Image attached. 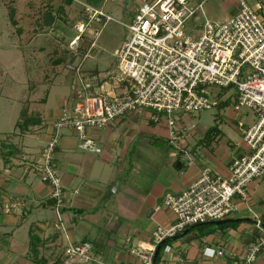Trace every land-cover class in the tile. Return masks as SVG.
Instances as JSON below:
<instances>
[{"label": "crops", "instance_id": "crops-1", "mask_svg": "<svg viewBox=\"0 0 264 264\" xmlns=\"http://www.w3.org/2000/svg\"><path fill=\"white\" fill-rule=\"evenodd\" d=\"M141 1L131 5L132 0L88 2L130 23ZM204 1L190 0L193 5H204ZM226 10L215 21L235 15L237 0H231ZM200 15L199 24L207 18L204 10ZM5 21L0 29V264H62L69 241H89L102 264H135L130 244L149 241L158 225L177 221L174 212L163 206L167 193L182 194L204 167L226 176L236 157L251 152L243 130L255 122L256 115L250 108L235 109L233 88L217 92L218 104L208 116L199 114L195 120L194 113H177L181 148L170 142L166 116L160 114L155 121L151 109L130 112L103 128H89L99 153L79 148L75 130L65 128L55 152L64 185L66 227L58 229L51 188L41 180L38 168L53 123L65 106L73 104L76 76L68 72L64 83L54 79L42 102L41 83L32 91L31 79L22 77V89H28V94L24 99L13 96L7 79L12 85L15 60L24 64L25 45L15 43L13 21ZM88 38L93 43L91 51L95 39ZM103 70L84 69L87 76ZM91 85L94 92H120L110 83ZM25 120L26 124L17 126ZM263 218L264 176L249 185L248 200H239V209L228 222H207L164 242L158 264H243L245 250L259 235L256 221ZM254 264H264V249Z\"/></svg>", "mask_w": 264, "mask_h": 264}, {"label": "built area", "instance_id": "built-area-1", "mask_svg": "<svg viewBox=\"0 0 264 264\" xmlns=\"http://www.w3.org/2000/svg\"><path fill=\"white\" fill-rule=\"evenodd\" d=\"M82 19L75 26L70 49L79 53L87 29L94 23L112 20L104 10L87 2ZM235 15L215 21L205 18L203 3L190 0H142L113 65L87 76L84 60L68 65L76 76L73 104L63 108L53 123L50 139L41 151L39 173L51 188L50 198L57 216L56 227L66 230L62 211L64 185L55 162V152L63 129L77 133L81 149L101 152L89 136V128H103L130 112L151 109L158 121L166 116L169 139L176 147L183 139L177 128V113H198L218 104L217 92L233 88L235 109L250 108L256 115L243 130V140L251 152L236 157L228 175L204 167L200 177L182 194L167 193L163 206L171 209L177 221L158 225L149 241L131 243L129 253L135 264H155L158 245L190 226L225 220L239 209V200H248V187L264 176V0L255 7L248 0H237ZM93 46V43L91 47ZM110 83L119 93L93 91L91 82ZM186 128H184L185 130ZM259 235L245 250L243 264H254L264 249V225L256 221ZM219 254L223 251L219 250ZM62 264H102L93 255L89 241H69Z\"/></svg>", "mask_w": 264, "mask_h": 264}, {"label": "rangeland", "instance_id": "rangeland-1", "mask_svg": "<svg viewBox=\"0 0 264 264\" xmlns=\"http://www.w3.org/2000/svg\"><path fill=\"white\" fill-rule=\"evenodd\" d=\"M83 1L87 3L90 1L91 4L96 3L95 0ZM137 1L139 2V0H132L130 5L137 4ZM230 1L205 0L204 14L211 20H221L227 14L226 6L230 4ZM248 1L255 7L258 5L254 0ZM0 2V29L5 28V19L9 22L12 20L15 43L25 45L26 59L24 64H19L15 60L14 81L11 85L10 79H7L8 91L13 96L24 99L28 94V89H22L24 86L21 85V78L28 77L31 79L29 86L31 85L32 91L41 83L42 102L47 88L54 79L58 78L60 82H65L71 56L75 58L74 63L80 61V55L83 57L85 54L80 49L79 53L75 55V52L69 47L70 39L75 34L74 26L83 17L82 5L78 0H72L70 4L66 0H0ZM50 12L55 16V19L51 25H47L46 19ZM201 19L202 16L198 20ZM124 23L129 22L113 14V19L106 24L94 23L87 29L86 35L95 39V47L89 51L90 47H86V41L89 38L85 36L81 45L88 52L86 54L88 56L84 60V69L103 70L115 62L120 43L127 33ZM17 38H23V41H17ZM73 75L71 74L72 77ZM22 105L21 101L15 107L14 117L18 115ZM213 110L194 113V119L196 120L199 114L202 117L208 116Z\"/></svg>", "mask_w": 264, "mask_h": 264}, {"label": "trees", "instance_id": "trees-1", "mask_svg": "<svg viewBox=\"0 0 264 264\" xmlns=\"http://www.w3.org/2000/svg\"><path fill=\"white\" fill-rule=\"evenodd\" d=\"M66 1H67V3H69V4L72 2V0H66ZM54 19H55V16L52 15V12L48 13V15H47V19H46V24H47V25H51V24L54 22ZM86 42H87V43H86V45H87L86 47H90V45H91V41H90V40H87ZM80 49L83 50V54H84V53L86 54L87 51H86V48H84V46H81ZM80 49H79V50H80ZM74 60H75L74 56H71V58H70V60H69L70 64L73 63ZM59 61H60V60H59ZM26 121H27V120H25L24 123H20V122H18V123H17V126L20 127V126H22V124H26ZM214 129H215V128H212L211 131L213 132ZM261 222H262V224L264 225V218L261 219ZM203 224H204V223H199V224H196V225L190 226V227H189V230H192L193 228H195V227H197V226H200V225H203ZM156 264H158V259H157V263H156Z\"/></svg>", "mask_w": 264, "mask_h": 264}, {"label": "water", "instance_id": "water-1", "mask_svg": "<svg viewBox=\"0 0 264 264\" xmlns=\"http://www.w3.org/2000/svg\"><path fill=\"white\" fill-rule=\"evenodd\" d=\"M114 191V189L112 190V192ZM229 219H225V220H220V221H214V222H209V223H213V224H222V223H226L228 222ZM189 232V229L187 228L186 230H184L183 232L173 236V237H170V238H167L166 240H164L163 242H161L159 245H158V248L156 250V253H155V259H154V262L156 264V261H157V256L159 254V251H160V248L162 246V244L164 242H168V241H171V240H175V239H178V238H181L182 236H184L185 234H187Z\"/></svg>", "mask_w": 264, "mask_h": 264}]
</instances>
